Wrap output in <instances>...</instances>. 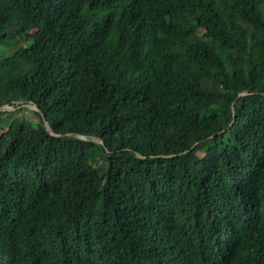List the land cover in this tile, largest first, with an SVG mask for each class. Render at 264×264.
<instances>
[{
  "label": "trees",
  "instance_id": "obj_1",
  "mask_svg": "<svg viewBox=\"0 0 264 264\" xmlns=\"http://www.w3.org/2000/svg\"><path fill=\"white\" fill-rule=\"evenodd\" d=\"M2 106L0 264H264V0H0Z\"/></svg>",
  "mask_w": 264,
  "mask_h": 264
},
{
  "label": "water",
  "instance_id": "obj_2",
  "mask_svg": "<svg viewBox=\"0 0 264 264\" xmlns=\"http://www.w3.org/2000/svg\"><path fill=\"white\" fill-rule=\"evenodd\" d=\"M247 93H242L240 95H246ZM24 108H28V109H32V110H37V107L35 105L32 104H25L23 105ZM15 109L10 107V106H2L0 107V112H5V111H14ZM232 113L234 114V111H232ZM44 127L46 129V131L53 137H61L59 134H56L52 131L51 127L49 126V124L44 121ZM67 136H73L77 139L83 140V141H87L89 138L90 140H92L93 142L97 143V144H102V142L95 137H87V136H83V135H78V134H67Z\"/></svg>",
  "mask_w": 264,
  "mask_h": 264
}]
</instances>
